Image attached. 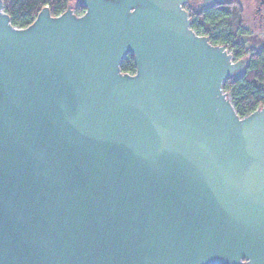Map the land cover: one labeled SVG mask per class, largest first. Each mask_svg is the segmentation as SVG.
<instances>
[{"label":"water","instance_id":"water-1","mask_svg":"<svg viewBox=\"0 0 264 264\" xmlns=\"http://www.w3.org/2000/svg\"><path fill=\"white\" fill-rule=\"evenodd\" d=\"M192 2L16 28L0 0V264H264V106L236 114L247 59L190 28Z\"/></svg>","mask_w":264,"mask_h":264},{"label":"trees","instance_id":"trees-1","mask_svg":"<svg viewBox=\"0 0 264 264\" xmlns=\"http://www.w3.org/2000/svg\"><path fill=\"white\" fill-rule=\"evenodd\" d=\"M192 6H184L191 20L190 28L208 38L212 45H222L234 61L247 59L244 75L236 80L228 79L222 90L239 117H245L264 106V45L249 46L244 28V14L240 0L229 4L212 5L197 12L196 0ZM3 10L16 28H25L32 23L38 12L47 7L51 16L60 15L71 0H2ZM76 15L83 10L74 6ZM120 71L134 74L135 66L130 55L120 64Z\"/></svg>","mask_w":264,"mask_h":264},{"label":"rangeland","instance_id":"rangeland-1","mask_svg":"<svg viewBox=\"0 0 264 264\" xmlns=\"http://www.w3.org/2000/svg\"><path fill=\"white\" fill-rule=\"evenodd\" d=\"M74 2L75 0H71V4ZM262 2L264 0H240L239 2L243 9L244 28L247 32L246 37L249 46L264 45V3L259 5ZM258 7H262L263 12H257ZM259 13L263 18H260Z\"/></svg>","mask_w":264,"mask_h":264},{"label":"flooded vegetation","instance_id":"flooded-vegetation-1","mask_svg":"<svg viewBox=\"0 0 264 264\" xmlns=\"http://www.w3.org/2000/svg\"><path fill=\"white\" fill-rule=\"evenodd\" d=\"M263 3H264V2H262V4H259V5H260V6L263 5ZM263 8H264V7H263ZM263 8H262V7H261V8L258 7V8H257V12H258V11H259V12H263ZM259 16H260V18H263V17L261 16L260 13H259Z\"/></svg>","mask_w":264,"mask_h":264}]
</instances>
